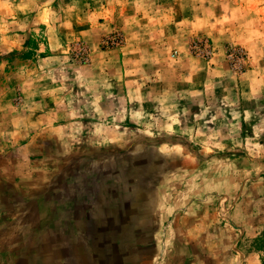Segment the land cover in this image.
I'll use <instances>...</instances> for the list:
<instances>
[{
  "label": "rangeland",
  "instance_id": "rangeland-1",
  "mask_svg": "<svg viewBox=\"0 0 264 264\" xmlns=\"http://www.w3.org/2000/svg\"><path fill=\"white\" fill-rule=\"evenodd\" d=\"M262 8L0 0V264H264Z\"/></svg>",
  "mask_w": 264,
  "mask_h": 264
},
{
  "label": "crops",
  "instance_id": "crops-1",
  "mask_svg": "<svg viewBox=\"0 0 264 264\" xmlns=\"http://www.w3.org/2000/svg\"><path fill=\"white\" fill-rule=\"evenodd\" d=\"M250 8L252 9V11H255L253 9H256V7H252L250 6ZM262 11H264V8L261 9ZM187 18H184V16L182 17L183 19H188V16H186ZM169 27V26H166ZM164 31H167V29H164ZM169 31V30H168ZM173 31V29H172ZM201 32V31H196V33ZM203 32V31H202ZM211 34H214L213 37L215 39L219 38L218 35L216 34V31H209ZM174 33H176L180 38H185V36H188V31H183L182 29H180L179 31L176 30L174 31ZM186 34V35H185ZM116 213L115 215L117 216V221L114 224H111L109 226H107V230L105 229V224L106 222H110L111 223V218L112 216H114L113 214ZM121 218H118V217ZM110 218V219H109ZM105 224L102 225V227L104 228L105 235H108L110 233L111 236L114 234V237L112 236V238L106 243H103L100 247V250L102 252L101 255L97 254L96 252L93 251V255L97 257H101L102 260L100 261L102 264H126L125 263V255L126 253V247L125 245V231H120V226L123 224V219H122V215L119 212H112L108 219L105 220ZM118 241L119 243H117V247H115L114 242ZM135 242V241H134ZM133 242V243H134ZM132 243V248H133V255L134 257L132 258V264H136L137 259V255H141V245L143 243H141V241H139L136 244V247L133 245ZM118 244H120L121 246H119ZM99 250V251H100ZM59 252V250H58ZM100 253V252H99Z\"/></svg>",
  "mask_w": 264,
  "mask_h": 264
},
{
  "label": "built area",
  "instance_id": "built-area-1",
  "mask_svg": "<svg viewBox=\"0 0 264 264\" xmlns=\"http://www.w3.org/2000/svg\"><path fill=\"white\" fill-rule=\"evenodd\" d=\"M191 50L196 54H198V53L204 54L205 53V46L202 45L201 42H194L191 45ZM230 58H231L230 60H231L232 64L236 65L237 61L240 62L239 60L242 58V55H241L240 51H237L235 54H230Z\"/></svg>",
  "mask_w": 264,
  "mask_h": 264
},
{
  "label": "water",
  "instance_id": "water-1",
  "mask_svg": "<svg viewBox=\"0 0 264 264\" xmlns=\"http://www.w3.org/2000/svg\"><path fill=\"white\" fill-rule=\"evenodd\" d=\"M115 214H116V213L113 214L114 216L110 217V218H111V223H110V222H106V224H105V229H106V230H107V226H109V225H111V224H114V223L117 221V216H116ZM110 218H109V219H110ZM118 218H120V217H118ZM111 234H112V233L108 234L107 237L104 238V242H103V243H105V242L107 243V241H109V240L112 238V236L114 237V234H113L112 236H111ZM97 251H98V252H97ZM94 252H96V255H97V254L101 255V254L99 253V252H100V251H99V248H98V249H97V248L94 249Z\"/></svg>",
  "mask_w": 264,
  "mask_h": 264
}]
</instances>
